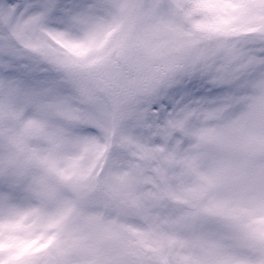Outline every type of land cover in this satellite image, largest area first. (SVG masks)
I'll list each match as a JSON object with an SVG mask.
<instances>
[{"label": "snow or ice", "instance_id": "6c2138e0", "mask_svg": "<svg viewBox=\"0 0 264 264\" xmlns=\"http://www.w3.org/2000/svg\"><path fill=\"white\" fill-rule=\"evenodd\" d=\"M0 264H264V0H0Z\"/></svg>", "mask_w": 264, "mask_h": 264}]
</instances>
